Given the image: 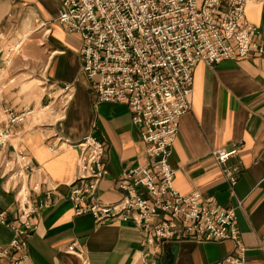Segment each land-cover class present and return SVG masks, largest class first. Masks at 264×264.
I'll return each instance as SVG.
<instances>
[{"label": "crops", "instance_id": "0c3cea01", "mask_svg": "<svg viewBox=\"0 0 264 264\" xmlns=\"http://www.w3.org/2000/svg\"><path fill=\"white\" fill-rule=\"evenodd\" d=\"M226 7L227 0H222L220 10ZM58 10V0H0V125L5 124L9 109H42L45 89L39 93L33 79L24 80L39 66L42 83L72 84L61 119L33 113L12 127L11 144L30 154L31 178L41 184L42 190L33 197L48 202L33 216L35 228L26 247L28 264H82L83 258L87 264H149L150 260L210 264L233 254L232 240L183 238L161 243L155 254L148 255L139 224L123 219L97 222L89 212L74 213L69 193L76 174L77 141L83 135L92 133L104 142L108 173L99 182L98 193L106 202L121 197L116 183L121 172L147 161V143L126 102L96 100L80 71L81 38L59 22ZM246 15L258 26L254 40L263 50L197 64L192 108L181 116L170 163L181 192L199 190L205 198L235 208L248 248L246 264H264V0H249ZM22 37L10 65L2 67V51ZM234 145L239 146L238 153L219 164L213 151ZM229 171L237 177L235 184ZM4 186L0 177V208L14 216L16 202ZM12 235L13 230L0 222V245ZM73 242L82 256L67 250ZM11 259L12 255L0 256V264H10Z\"/></svg>", "mask_w": 264, "mask_h": 264}, {"label": "built area", "instance_id": "2783aa9c", "mask_svg": "<svg viewBox=\"0 0 264 264\" xmlns=\"http://www.w3.org/2000/svg\"><path fill=\"white\" fill-rule=\"evenodd\" d=\"M248 1L227 0L226 9L220 10L222 0H58L59 22L81 38L80 70L96 100L126 102L147 143V161L125 168L116 182L121 197L106 202L98 193L99 182L108 173L104 142L92 133L83 135L77 141L76 174L69 193L75 214L89 212L97 222L123 219L139 224L148 255L174 239L232 240L234 253L210 264H246L248 248L235 208L205 198L199 190L177 189L170 155L181 116L192 108L197 64L263 50L254 40L258 26L246 15ZM17 51V42L6 46L1 66H9ZM71 94L70 82L49 83L41 107L49 108L47 119L64 116ZM35 112L30 106L9 109L0 125V177L16 202L14 216L0 208V222L13 230L11 239L0 245V256L12 255L10 264H28L33 216L48 203L33 197L42 189L31 178L30 154L11 144L12 127ZM238 151V145L220 147L213 155L223 164ZM228 176L235 184L236 175L229 171ZM44 192L50 194L49 189ZM67 250L82 256L74 242ZM82 264H87L84 258Z\"/></svg>", "mask_w": 264, "mask_h": 264}, {"label": "rangeland", "instance_id": "374dc122", "mask_svg": "<svg viewBox=\"0 0 264 264\" xmlns=\"http://www.w3.org/2000/svg\"><path fill=\"white\" fill-rule=\"evenodd\" d=\"M39 28H44V24H41L40 25V27ZM42 32V31H41ZM23 39V37L22 38H20L18 41H17V43H22V40ZM20 48V47H19ZM19 50V49H18ZM21 52V51H20ZM15 54H17V52L15 53ZM23 70H26V69H23ZM81 71V70H80ZM35 74H32V75H30V76H28V74L27 75H24V77H25V79L24 80H30V79H33V82H34V88H37L38 90H39V93H42V91H43V89H45V94H46V92H47V90H48V85H49V83L50 82H41L40 81V79H38V77H40V73H42V65L41 66H39L38 67V69H36L35 70V72H34ZM34 77H37V78H34ZM54 87V86H53ZM52 87V88H53ZM54 93H56V92H54ZM46 101H47V99H46ZM38 109V108H37ZM47 109H49L48 107L47 108H44V109H40L39 110V112L37 111V112H35L36 114H40V113H42V114H46L47 113ZM48 114V113H47Z\"/></svg>", "mask_w": 264, "mask_h": 264}, {"label": "bare ground", "instance_id": "6f19581e", "mask_svg": "<svg viewBox=\"0 0 264 264\" xmlns=\"http://www.w3.org/2000/svg\"><path fill=\"white\" fill-rule=\"evenodd\" d=\"M20 45H21V42H20V43H18V49H19Z\"/></svg>", "mask_w": 264, "mask_h": 264}]
</instances>
